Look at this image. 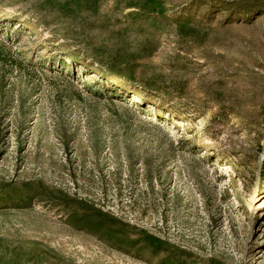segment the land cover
<instances>
[{
  "label": "rangeland",
  "instance_id": "rangeland-1",
  "mask_svg": "<svg viewBox=\"0 0 264 264\" xmlns=\"http://www.w3.org/2000/svg\"><path fill=\"white\" fill-rule=\"evenodd\" d=\"M263 145L264 0H0V264H264Z\"/></svg>",
  "mask_w": 264,
  "mask_h": 264
},
{
  "label": "water",
  "instance_id": "water-1",
  "mask_svg": "<svg viewBox=\"0 0 264 264\" xmlns=\"http://www.w3.org/2000/svg\"><path fill=\"white\" fill-rule=\"evenodd\" d=\"M263 163H264V145H263L262 154H261V156L259 158V163H258L256 189L258 188V183H259V180H260V177H261V171H262ZM252 238H253V235L251 233V234H249V236H248V238L246 240V245H245L244 253H243V256H244V264H249V259H248V255H249V245H250V242L252 241Z\"/></svg>",
  "mask_w": 264,
  "mask_h": 264
},
{
  "label": "bare ground",
  "instance_id": "bare-ground-1",
  "mask_svg": "<svg viewBox=\"0 0 264 264\" xmlns=\"http://www.w3.org/2000/svg\"><path fill=\"white\" fill-rule=\"evenodd\" d=\"M149 118V117H148Z\"/></svg>",
  "mask_w": 264,
  "mask_h": 264
}]
</instances>
